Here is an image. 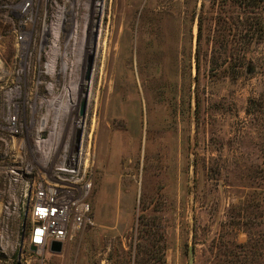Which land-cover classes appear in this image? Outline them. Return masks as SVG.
I'll list each match as a JSON object with an SVG mask.
<instances>
[{
    "label": "rangeland",
    "instance_id": "1",
    "mask_svg": "<svg viewBox=\"0 0 264 264\" xmlns=\"http://www.w3.org/2000/svg\"><path fill=\"white\" fill-rule=\"evenodd\" d=\"M202 3L0 0V264L264 262V44L236 78L207 44L197 64ZM38 132L91 172L92 223L60 253L28 247L10 176Z\"/></svg>",
    "mask_w": 264,
    "mask_h": 264
},
{
    "label": "built area",
    "instance_id": "2",
    "mask_svg": "<svg viewBox=\"0 0 264 264\" xmlns=\"http://www.w3.org/2000/svg\"><path fill=\"white\" fill-rule=\"evenodd\" d=\"M7 123L11 135L22 132L16 116L9 117ZM37 135L35 159L11 167L10 176L14 181L19 177L25 181V215L30 223L22 221L20 228L26 233L28 247L36 248L31 251L41 253L49 250L52 241L64 244L92 223L89 201L92 179L86 160L83 165L79 160L80 147L74 153L65 145L56 155L53 143L44 140L41 132Z\"/></svg>",
    "mask_w": 264,
    "mask_h": 264
},
{
    "label": "trees",
    "instance_id": "3",
    "mask_svg": "<svg viewBox=\"0 0 264 264\" xmlns=\"http://www.w3.org/2000/svg\"><path fill=\"white\" fill-rule=\"evenodd\" d=\"M211 50H222V60L210 61L212 70L226 64V72L232 78L238 77L242 68L252 63L247 57L251 45L264 44V0H211L210 11L201 4L197 15L196 63L203 45ZM227 58L229 60L227 61ZM255 111L264 110V100L254 103ZM251 112V111H250ZM239 259L232 251L225 253L222 264L256 263L258 259L248 260L243 254ZM246 256V257H245ZM261 264H264L261 263Z\"/></svg>",
    "mask_w": 264,
    "mask_h": 264
},
{
    "label": "water",
    "instance_id": "4",
    "mask_svg": "<svg viewBox=\"0 0 264 264\" xmlns=\"http://www.w3.org/2000/svg\"><path fill=\"white\" fill-rule=\"evenodd\" d=\"M83 109H84V103L82 104L81 112H83ZM79 135H80V131L77 134V142H79V138H80ZM62 249H63V243L60 241H52L49 247V250L52 253H60ZM30 250L35 251L36 250L35 246L33 245L30 246Z\"/></svg>",
    "mask_w": 264,
    "mask_h": 264
},
{
    "label": "bare ground",
    "instance_id": "5",
    "mask_svg": "<svg viewBox=\"0 0 264 264\" xmlns=\"http://www.w3.org/2000/svg\"><path fill=\"white\" fill-rule=\"evenodd\" d=\"M60 73H62V72H60ZM60 73H59V74H60ZM52 88H53V87H52Z\"/></svg>",
    "mask_w": 264,
    "mask_h": 264
}]
</instances>
